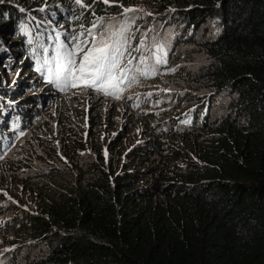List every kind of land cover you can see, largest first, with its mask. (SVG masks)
<instances>
[{
	"label": "trees",
	"instance_id": "obj_1",
	"mask_svg": "<svg viewBox=\"0 0 264 264\" xmlns=\"http://www.w3.org/2000/svg\"><path fill=\"white\" fill-rule=\"evenodd\" d=\"M156 1L206 56L208 94L165 144H107L64 188L46 190L51 173L26 184L40 194L0 226L20 245L12 264H264V0Z\"/></svg>",
	"mask_w": 264,
	"mask_h": 264
},
{
	"label": "rangeland",
	"instance_id": "obj_2",
	"mask_svg": "<svg viewBox=\"0 0 264 264\" xmlns=\"http://www.w3.org/2000/svg\"><path fill=\"white\" fill-rule=\"evenodd\" d=\"M40 1H11L19 16L17 37L8 32V18H0V106L4 102L0 107V226L16 217L17 208L22 207L19 200L33 201L39 193L26 184L51 173V185L46 190L56 189L55 182L57 189L64 188L86 169L90 159L86 156L107 144H114L119 152L153 141L165 144L166 138L188 122L186 109L196 107V99L208 94L196 77L206 56L198 43L185 40L169 8L156 0H117L124 7L152 13H137L131 43L138 47L141 40L145 42L142 52H132L137 57L133 65L143 68L139 58H146L148 67L156 68L155 75H137L130 85L126 81L120 99L91 88L60 91L46 84L35 71L36 60L31 55L37 36L51 55L57 35L64 40V33L80 31V24L89 27L100 16L106 23L108 18L116 17L110 22L118 27L122 9L116 4L109 7L98 3L85 11L75 0ZM84 3L92 4V0ZM68 8L76 12L73 19L64 13ZM82 12V18L76 19ZM29 38L34 41L32 45L27 42ZM157 57L166 63L156 65ZM4 86H15L16 94L8 95L2 91ZM225 103L226 98H216L212 110L224 113ZM153 149L148 146L149 151ZM19 248L12 230H0V264H12Z\"/></svg>",
	"mask_w": 264,
	"mask_h": 264
},
{
	"label": "snow or ice",
	"instance_id": "obj_3",
	"mask_svg": "<svg viewBox=\"0 0 264 264\" xmlns=\"http://www.w3.org/2000/svg\"><path fill=\"white\" fill-rule=\"evenodd\" d=\"M98 3L109 7L116 4L122 9L118 27L110 22L116 17L108 18L107 23L105 17H96L89 27L80 24V31L64 33V40L57 35L55 39L58 42L51 49V55L49 47L41 43V37L37 36L31 55L36 60L35 71L41 74L46 84L60 91L91 88L104 96L120 99L121 86L126 81L130 85L136 81L137 75L147 77L156 74V68H149L146 58H139L143 68L133 65L137 57L132 56V52H142L145 42L141 40L138 47H133L131 43L135 37L133 27L139 18L137 13L147 16L152 13H145L144 9L134 6L124 7L117 4V0H92V4L75 0V4L85 11ZM40 11H44V8ZM92 15L96 16L95 11H92ZM82 16L83 12L76 19ZM135 31H139V28ZM49 39L52 37L49 36ZM27 42L29 45L34 43L31 38ZM159 51L163 52V48L160 47ZM162 63L166 61L157 57L155 64Z\"/></svg>",
	"mask_w": 264,
	"mask_h": 264
},
{
	"label": "clouds",
	"instance_id": "obj_4",
	"mask_svg": "<svg viewBox=\"0 0 264 264\" xmlns=\"http://www.w3.org/2000/svg\"><path fill=\"white\" fill-rule=\"evenodd\" d=\"M42 1H43V0H41L40 3H42ZM31 3H32V2H31ZM34 3H37V2H34ZM38 3H39V2H38ZM14 36H15V37L18 36V32H17V30H16V33L14 34ZM5 87H8V86H4V88H5ZM4 88H3V89H4ZM3 89H2V91H4ZM16 92H17V91H15V92H11V93H9L8 95H10V94H13V95H14V94H16ZM10 98H12V97H10ZM3 101H5V100H3ZM13 103H14V102H13ZM3 105H4V102H1V106H0V107H2ZM15 105H17V104H15ZM5 134H9V133L6 132Z\"/></svg>",
	"mask_w": 264,
	"mask_h": 264
}]
</instances>
